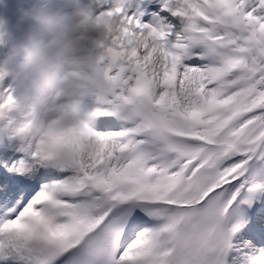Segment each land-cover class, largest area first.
<instances>
[{"label":"snow or ice","instance_id":"snow-or-ice-1","mask_svg":"<svg viewBox=\"0 0 264 264\" xmlns=\"http://www.w3.org/2000/svg\"><path fill=\"white\" fill-rule=\"evenodd\" d=\"M161 3L95 14L88 162L0 153V264H264V0Z\"/></svg>","mask_w":264,"mask_h":264},{"label":"clouds","instance_id":"clouds-1","mask_svg":"<svg viewBox=\"0 0 264 264\" xmlns=\"http://www.w3.org/2000/svg\"><path fill=\"white\" fill-rule=\"evenodd\" d=\"M46 3L19 8L25 30L17 38L0 32V45L12 57L0 64V135H11L19 148L39 149L43 156L59 152L56 162L70 166L78 156L67 141L85 162L97 149L87 134L97 114L85 113L84 106L115 87L100 60L101 45L109 40L105 25L115 21L97 18L81 0Z\"/></svg>","mask_w":264,"mask_h":264},{"label":"rangeland","instance_id":"rangeland-1","mask_svg":"<svg viewBox=\"0 0 264 264\" xmlns=\"http://www.w3.org/2000/svg\"><path fill=\"white\" fill-rule=\"evenodd\" d=\"M26 0H0V32L6 33L9 39H15L14 34L18 30H25V25L19 20V8L21 6L28 7ZM93 0H83L82 5L91 4ZM100 1V0H99ZM111 5V0L108 3ZM159 3V2H158ZM157 3V4H158ZM104 4L103 7L106 5ZM32 5V4H30ZM46 7L49 5L46 3ZM101 7V4H100ZM90 9V8H89ZM100 9V8H99ZM11 53L6 45H0V64L11 60Z\"/></svg>","mask_w":264,"mask_h":264},{"label":"bare ground","instance_id":"bare-ground-1","mask_svg":"<svg viewBox=\"0 0 264 264\" xmlns=\"http://www.w3.org/2000/svg\"><path fill=\"white\" fill-rule=\"evenodd\" d=\"M159 0H153L154 7L149 8V10L145 11L143 7V0H126L125 8L128 15H132L139 19L141 23H151L153 20V13L157 12L156 8H158ZM83 3V0H81ZM26 4H37L41 7H46V0H26ZM86 8H90L94 12H98L100 8V1L93 0L91 4L86 5ZM23 30H18L15 32V36H19ZM12 60V58H11ZM18 148L17 141L14 137L4 136L2 142H0V153L16 150Z\"/></svg>","mask_w":264,"mask_h":264}]
</instances>
